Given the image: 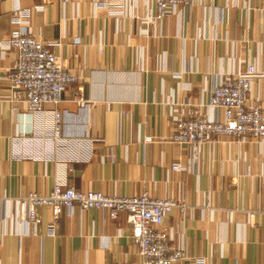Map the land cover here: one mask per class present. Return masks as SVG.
<instances>
[{
    "label": "crops",
    "instance_id": "crops-1",
    "mask_svg": "<svg viewBox=\"0 0 264 264\" xmlns=\"http://www.w3.org/2000/svg\"><path fill=\"white\" fill-rule=\"evenodd\" d=\"M96 1L0 3V38L18 7L43 4L30 16L33 31L79 76L58 105L29 113L5 97L3 77L19 55L0 48V264L142 263L124 214L75 207L50 235L45 206L41 223H27L18 199L49 194L57 182L186 201L164 223L188 253L177 264H264V143L223 135L198 148L171 138L173 109L207 114L220 77L248 60L264 70V0H191L155 31L143 21L149 1L135 0L123 17ZM255 95L264 97V79ZM178 160L188 168L170 169Z\"/></svg>",
    "mask_w": 264,
    "mask_h": 264
},
{
    "label": "built area",
    "instance_id": "built-area-1",
    "mask_svg": "<svg viewBox=\"0 0 264 264\" xmlns=\"http://www.w3.org/2000/svg\"><path fill=\"white\" fill-rule=\"evenodd\" d=\"M3 0H0V3ZM66 2L68 0H65ZM151 8L144 15V23L154 31L173 11L181 5H190L191 0H146ZM135 0H98L95 8H106L113 17L128 14ZM44 9L43 4L33 8L18 7L12 13V31L0 38V48L16 51L19 62L3 77L9 86L5 95L15 105L27 103L32 114H42L48 103L58 105L67 88L77 83L79 76L72 73L52 49L36 36L31 26L33 11ZM5 12V11H4ZM264 79V70L248 60L245 69L220 77L208 93V113L187 112L173 109L172 141L196 147H206L223 135L236 136L239 142L249 139L264 143V97L255 95V84ZM222 113V114H221ZM62 114L56 111L58 123ZM59 134V127L56 135ZM170 169L185 170L187 161L178 160ZM27 223H41L39 207H49L52 220L48 234L56 235L65 210L78 207L80 210L99 209L112 219L125 215L132 226V237L142 258L141 264H177L187 260L185 247L174 246L172 236L164 227L166 217L179 208L186 212L189 204L174 197L141 195L124 196L108 194L99 190H80L57 182L49 194L28 191L18 199Z\"/></svg>",
    "mask_w": 264,
    "mask_h": 264
}]
</instances>
